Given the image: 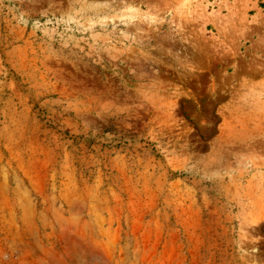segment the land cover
<instances>
[{
  "label": "rangeland",
  "instance_id": "1",
  "mask_svg": "<svg viewBox=\"0 0 264 264\" xmlns=\"http://www.w3.org/2000/svg\"><path fill=\"white\" fill-rule=\"evenodd\" d=\"M0 264H264V0H0Z\"/></svg>",
  "mask_w": 264,
  "mask_h": 264
}]
</instances>
